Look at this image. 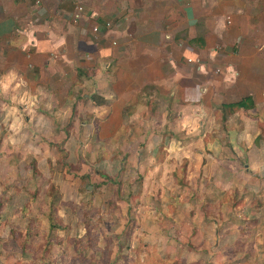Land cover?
<instances>
[{
  "label": "crops",
  "instance_id": "1",
  "mask_svg": "<svg viewBox=\"0 0 264 264\" xmlns=\"http://www.w3.org/2000/svg\"><path fill=\"white\" fill-rule=\"evenodd\" d=\"M13 104L49 128L99 124V140L119 142L126 121L132 141L171 125L174 153L203 141L201 152L223 163V191L255 187L264 181V0H0V107Z\"/></svg>",
  "mask_w": 264,
  "mask_h": 264
},
{
  "label": "rangeland",
  "instance_id": "2",
  "mask_svg": "<svg viewBox=\"0 0 264 264\" xmlns=\"http://www.w3.org/2000/svg\"><path fill=\"white\" fill-rule=\"evenodd\" d=\"M32 116L0 107V264H264V181L223 191L203 141L177 155L171 125L116 142Z\"/></svg>",
  "mask_w": 264,
  "mask_h": 264
},
{
  "label": "built area",
  "instance_id": "3",
  "mask_svg": "<svg viewBox=\"0 0 264 264\" xmlns=\"http://www.w3.org/2000/svg\"><path fill=\"white\" fill-rule=\"evenodd\" d=\"M33 2H34L35 6H39L43 2V0H33ZM82 9H83V6L81 4H77L76 5V10L77 11H82ZM106 26L110 27V22H107ZM91 31L94 32V33H98L99 32V25L98 24L92 25L91 26Z\"/></svg>",
  "mask_w": 264,
  "mask_h": 264
},
{
  "label": "trees",
  "instance_id": "4",
  "mask_svg": "<svg viewBox=\"0 0 264 264\" xmlns=\"http://www.w3.org/2000/svg\"><path fill=\"white\" fill-rule=\"evenodd\" d=\"M234 106L242 107V106H245V103L240 101V102H237Z\"/></svg>",
  "mask_w": 264,
  "mask_h": 264
}]
</instances>
